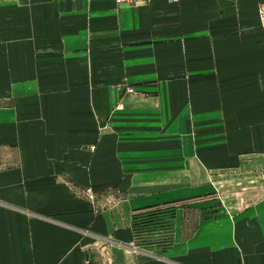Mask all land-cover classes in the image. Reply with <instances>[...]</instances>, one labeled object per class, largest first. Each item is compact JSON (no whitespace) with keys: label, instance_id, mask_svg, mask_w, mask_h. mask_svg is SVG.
Listing matches in <instances>:
<instances>
[{"label":"crops","instance_id":"obj_1","mask_svg":"<svg viewBox=\"0 0 264 264\" xmlns=\"http://www.w3.org/2000/svg\"><path fill=\"white\" fill-rule=\"evenodd\" d=\"M261 1L0 0V264H264Z\"/></svg>","mask_w":264,"mask_h":264},{"label":"rangeland","instance_id":"obj_2","mask_svg":"<svg viewBox=\"0 0 264 264\" xmlns=\"http://www.w3.org/2000/svg\"><path fill=\"white\" fill-rule=\"evenodd\" d=\"M127 86L133 88L134 91L131 93L126 92L125 88ZM124 91L128 94H136L137 92H139L132 85H126L124 87ZM118 197L119 195H117L116 193L109 194L108 196H106V198H104V204L106 206H110L113 203H116ZM88 198L94 200V197H92L91 194L90 196L88 195ZM191 201L192 200L188 201L186 199L169 200L164 201L163 203L158 202L134 210L131 215V230L133 235V241L130 246L134 249L141 250L143 252L150 253L155 256L161 257L164 253L166 255V253L170 250V246L172 244L173 239L175 238L173 226L175 211L177 212V210L179 209H184L185 205ZM99 207H101V205H99ZM186 208L188 210L192 209L191 207ZM103 209L104 208H100L99 210L101 211ZM193 213L194 211L189 212V215L192 217ZM211 213L212 212L206 210L201 212L197 211V215L201 216L210 215ZM186 214H184V216Z\"/></svg>","mask_w":264,"mask_h":264},{"label":"built area","instance_id":"obj_3","mask_svg":"<svg viewBox=\"0 0 264 264\" xmlns=\"http://www.w3.org/2000/svg\"><path fill=\"white\" fill-rule=\"evenodd\" d=\"M115 3L117 5H121V4H140V5H144V4H148L149 2H151L152 0H114ZM169 3H175L177 4L180 0H166ZM257 18H258V23L260 28L264 29V1L260 2L258 4L257 7ZM125 91L128 93H131L134 91L133 88L127 86L125 88Z\"/></svg>","mask_w":264,"mask_h":264}]
</instances>
